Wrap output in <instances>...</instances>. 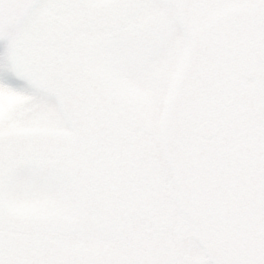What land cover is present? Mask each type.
I'll use <instances>...</instances> for the list:
<instances>
[{
	"label": "snow or ice",
	"instance_id": "6c2138e0",
	"mask_svg": "<svg viewBox=\"0 0 264 264\" xmlns=\"http://www.w3.org/2000/svg\"><path fill=\"white\" fill-rule=\"evenodd\" d=\"M0 264H264V0H0Z\"/></svg>",
	"mask_w": 264,
	"mask_h": 264
}]
</instances>
